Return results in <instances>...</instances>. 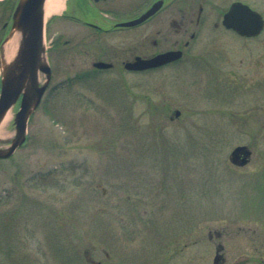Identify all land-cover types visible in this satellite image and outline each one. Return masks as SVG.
Instances as JSON below:
<instances>
[{"label":"rangeland","instance_id":"obj_1","mask_svg":"<svg viewBox=\"0 0 264 264\" xmlns=\"http://www.w3.org/2000/svg\"><path fill=\"white\" fill-rule=\"evenodd\" d=\"M249 1L264 16V0ZM50 20L53 86L30 118L25 145L0 159V264H68L106 252L214 264L220 242L225 264H259L264 30L242 37L202 23L183 60L128 71L123 61L144 51L142 34H129L119 56L103 57L74 49L72 24ZM98 59L117 66L72 80ZM175 109L180 116L172 117ZM10 114L0 148L15 135V108ZM238 145L253 151L245 165L230 161Z\"/></svg>","mask_w":264,"mask_h":264},{"label":"flooded vegetation","instance_id":"obj_2","mask_svg":"<svg viewBox=\"0 0 264 264\" xmlns=\"http://www.w3.org/2000/svg\"><path fill=\"white\" fill-rule=\"evenodd\" d=\"M160 1L159 9L146 20L131 26L123 25V23L127 21L140 17ZM19 2L20 0H0V95L3 85V66L5 62L11 58V53L14 50L12 48L14 38L17 35L20 37V33L14 27V16ZM236 2L248 4L253 9H256L251 5L249 0H64L65 5L63 10L59 14L53 15L51 20L58 19L60 23L72 24V44L74 49L85 51L86 53H89L91 49L96 50L99 51L103 57L109 55L119 56L120 53L124 52L125 47L123 44L125 41L123 40L131 33H140L142 34L140 37H143L141 49L144 51H142V53H135L133 51L131 54L133 57L142 56L149 58L170 50H183V55L180 58L159 67L146 69L155 70L183 60L187 53L185 48L189 47L191 41L198 37V27L202 23L207 22L215 26L222 25L227 30L237 34L234 29L227 27L224 23L225 14ZM177 10L182 13L179 21L176 18ZM161 14L164 15L162 23L158 20ZM156 20H158V22H156ZM47 31L46 28L45 39L50 33V30L48 31L49 33H47ZM151 34H155L156 36L151 38ZM177 34H182L181 38H185L183 40L184 43L180 42L181 39L177 38ZM54 40L55 36L51 38V42L54 43ZM118 40L120 41L117 42ZM64 43L66 45L69 44L70 39H64ZM183 46L185 48H183ZM56 51L62 54L64 50L59 48ZM99 60L108 61L112 65L108 68H98L94 66L96 60L92 62V67L90 68L82 69L78 67L76 80L79 82L81 81L80 73H83L85 76V72L107 70L117 66L116 61L98 59V61ZM125 61L127 60L123 61V66ZM45 79L46 73L42 70H38V80L40 83H43ZM58 85L59 84H57V86ZM52 86L51 79L48 89ZM20 102L21 97L12 107V109L15 108V113L18 110ZM14 212V210H10L5 214L11 217ZM224 235L225 233L223 230L217 231L218 238H223ZM89 252L91 253L92 251ZM216 252L221 255L219 264H225V247L221 242L217 244ZM106 254L107 257L103 258H98L94 255L85 256L83 258L79 256L78 261L70 260L68 264L160 263L159 258H112L109 256L108 252H106ZM170 260H172V258H163V264L169 263L167 261ZM242 263L243 262L236 264ZM259 264H264V258H259Z\"/></svg>","mask_w":264,"mask_h":264},{"label":"water","instance_id":"obj_3","mask_svg":"<svg viewBox=\"0 0 264 264\" xmlns=\"http://www.w3.org/2000/svg\"><path fill=\"white\" fill-rule=\"evenodd\" d=\"M45 2L46 0H20L14 16V27L20 33V37L10 60L3 66L0 122L20 97L21 102L14 120L15 135L9 146L0 148V158L12 156L26 142L29 119L39 106L52 77V68L47 61L44 44ZM160 3L161 1L140 17L127 21L123 25L131 26L146 20L159 9ZM224 23L246 36L257 35L264 28L263 16L242 2L232 5L225 14ZM181 55V50H172L151 58L137 56L133 61L125 62V67L130 70H143L160 66ZM94 65L110 67L112 64L98 61ZM38 70L46 73V80L43 83L38 80ZM180 113L179 109L174 111L176 116ZM252 153L249 145H238L231 151L229 158L233 164L245 165L250 161ZM220 257L218 253L214 264L220 263Z\"/></svg>","mask_w":264,"mask_h":264},{"label":"bare ground","instance_id":"obj_4","mask_svg":"<svg viewBox=\"0 0 264 264\" xmlns=\"http://www.w3.org/2000/svg\"><path fill=\"white\" fill-rule=\"evenodd\" d=\"M64 5H65L64 0H46L45 7H44L45 18L48 19V17L52 16L53 14L60 12L61 9L64 8ZM18 38L19 37L17 35L12 42V48L14 50L18 44ZM12 54H13V52L11 53V55ZM10 115L11 114H10V110H9L6 112V114L4 115L3 119L0 122V140L5 137L4 128L7 124V121L9 120Z\"/></svg>","mask_w":264,"mask_h":264},{"label":"trees","instance_id":"obj_5","mask_svg":"<svg viewBox=\"0 0 264 264\" xmlns=\"http://www.w3.org/2000/svg\"><path fill=\"white\" fill-rule=\"evenodd\" d=\"M89 75H90V72L85 73L86 77H88ZM80 76H81L80 79L86 78V77H83L82 74H80ZM75 78H77V76L76 77H72V80L75 79Z\"/></svg>","mask_w":264,"mask_h":264}]
</instances>
